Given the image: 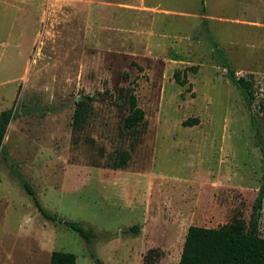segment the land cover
<instances>
[{"label":"rangeland","instance_id":"1","mask_svg":"<svg viewBox=\"0 0 264 264\" xmlns=\"http://www.w3.org/2000/svg\"><path fill=\"white\" fill-rule=\"evenodd\" d=\"M208 37L254 80L264 142V0H0V114L20 111L0 150V264H50L54 251L177 264L189 225H249L263 157ZM131 93L145 119L129 130ZM36 102L54 111L28 114ZM13 170L48 212L98 238L44 219ZM257 211L264 237V196Z\"/></svg>","mask_w":264,"mask_h":264},{"label":"trees","instance_id":"2","mask_svg":"<svg viewBox=\"0 0 264 264\" xmlns=\"http://www.w3.org/2000/svg\"><path fill=\"white\" fill-rule=\"evenodd\" d=\"M208 40L213 47V57L223 63V68L227 72L230 83L239 90L250 112V120L255 132L256 144L260 148L264 162V142L259 134L257 117L252 111L254 101L257 98L255 82L251 78L238 77L235 70L230 68L227 60L213 39L208 37ZM197 70L198 67L195 66L187 68L184 71H176L174 74L175 82L182 87L187 85L189 81L186 77V72L192 71L196 73ZM124 92V89H121L120 96H123ZM129 107L131 112L126 117L124 124L126 129L131 130L143 123L145 111L139 107L137 97L133 93L129 96ZM260 109L264 111V105L260 106ZM25 111L28 112V114L32 112H43V114H46L54 111V108L42 106L40 103L36 102L34 106L26 108ZM19 114L20 111L16 109L15 104L10 109L0 114V150H3L2 143L8 125L12 120L18 117ZM198 123L199 119L194 118L186 121L184 125L191 126ZM129 158V154L124 155V161H127ZM13 174L18 179L22 189L32 198L35 206L44 219L71 229L88 245L98 238L97 233L92 227L86 226L80 222L62 221L57 215L48 212L38 200L33 186L22 174L17 170H13ZM262 191H264V178ZM257 209L256 205L253 218L248 226L240 221H237L230 228H209L197 225L189 226L178 264H264V237L259 231V213H257ZM130 231L138 235L140 233L139 226H133ZM92 255L95 262L101 264L94 256V253H92ZM145 261L151 264L148 256L145 257ZM50 264H77V257L72 253L54 251L51 254Z\"/></svg>","mask_w":264,"mask_h":264},{"label":"water","instance_id":"3","mask_svg":"<svg viewBox=\"0 0 264 264\" xmlns=\"http://www.w3.org/2000/svg\"><path fill=\"white\" fill-rule=\"evenodd\" d=\"M263 196H264V193L261 192V194H260V196L258 198V208H260V206L262 205Z\"/></svg>","mask_w":264,"mask_h":264},{"label":"crops","instance_id":"4","mask_svg":"<svg viewBox=\"0 0 264 264\" xmlns=\"http://www.w3.org/2000/svg\"><path fill=\"white\" fill-rule=\"evenodd\" d=\"M256 25H260V24H256ZM256 25L255 26H253V27H256ZM261 26V25H260ZM189 226H191V225H189ZM187 230H188V228H187ZM187 230L185 231V233H184V237H183V239L185 240V237H186V234H187ZM180 256H181V254H180ZM180 259V258H179ZM179 262V261H178ZM178 264V263H177Z\"/></svg>","mask_w":264,"mask_h":264}]
</instances>
